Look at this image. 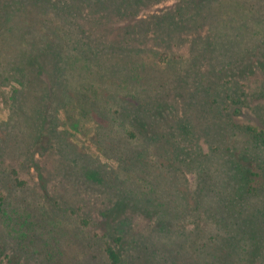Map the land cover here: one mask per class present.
Here are the masks:
<instances>
[{
    "label": "rangeland",
    "instance_id": "obj_1",
    "mask_svg": "<svg viewBox=\"0 0 264 264\" xmlns=\"http://www.w3.org/2000/svg\"><path fill=\"white\" fill-rule=\"evenodd\" d=\"M50 1L47 6L43 0H0V145H4L7 151L9 148L14 150L13 156L5 154L0 157V191L7 199L6 209L16 219L17 227L19 228L20 223L28 221V231L30 223L33 224L28 231V239L20 244L16 233H13V236L17 240L7 238L4 224L6 220L0 214V264H109L105 251L107 238H104L108 226L107 222L102 220L103 210L99 201V198L105 195L102 193L105 189L99 184L95 185L92 179H87L84 175L87 182L80 172L73 170L65 173L66 177L68 176L67 181H71L68 187L71 190H56V173L65 171L64 165H61L65 159L59 158L57 163H52L49 156L43 153L49 146L47 138L37 142L36 148L41 153L36 156L42 165L52 167L53 173H47L48 178L46 176L45 180H42L39 169L29 160L27 148H30V135L25 133L22 127L24 115L35 117L36 107L33 109V102L37 99L39 102L43 98V104L46 103L50 109L47 112L50 119L48 118L46 127L49 130H57V140L68 147L71 158H80L78 169L87 175L84 167H99L102 173L111 174L114 179L110 182L113 186L111 194L120 193L117 189H121V192L127 194L135 192L136 196L138 191H144L150 196L154 194L150 191L154 188L159 193L158 196L155 195L159 203L165 202L169 209L176 210L181 207V202L173 191L172 180L168 179L171 178V173L175 175V172L170 167L166 168V164L160 167L161 162L176 161L172 160L174 156L171 146L167 143L168 137L161 143L150 145V158L158 160L155 170L144 173L139 166L122 165L119 157L126 155L122 153H130L129 155L133 156V150H141L142 142L139 138L126 139V134L131 132L129 129L133 130L138 126L131 120L123 126L119 120L120 115L130 113L128 119L139 118V121H135L139 124L142 117H152L149 113L158 104L157 101H164L172 107L170 111L166 110L162 117L163 126H156L159 132H168L170 125H175L179 119L188 116L201 133V128L212 124L213 116L209 121L211 114L207 113L205 107L208 106L210 111L216 112L214 114H222L219 122L222 121L226 125L229 123L230 129L226 126L225 131H221L218 137L220 140L225 134L226 141L236 137L237 127L257 123L264 126V94L258 93L255 87L264 82V74L262 76V73L258 72L256 77L251 76L255 68L258 71V66L262 62L264 64V57L258 56L259 51L261 52L259 44L264 43V0H187V4L185 0H154V4L149 0H141L142 8L135 16L130 12H122L123 8L117 9L114 6V2L122 5L126 0H87L86 3L85 0ZM79 3H84L83 12H76L73 16L74 22L69 19L73 22L71 24L60 14V10L52 6L69 4L78 7ZM180 7L185 9L184 15L180 14ZM172 14L173 18H170ZM157 16L169 18L164 23L166 26H156L154 17ZM170 19H174L178 25V28H171L174 40L162 42L158 27L169 30ZM153 20L155 27L147 31L146 23ZM70 27L72 30H84L82 38H85L88 44L92 43L93 47L106 43L105 46H113L112 49L117 53H109L115 58L103 57L100 66L92 53H89L93 67L91 66L90 70L79 69V63L75 70L71 68L69 72L76 78V82L69 79L65 90L57 88V95L54 94L52 99L45 100L44 87L41 89L40 86L48 80L49 73L57 72L59 57H50L41 49L51 43L53 47L62 46L68 54L80 53L69 45L68 37L64 33ZM128 30L138 42L147 37L148 45L133 42L132 45L140 51L130 53L125 42ZM110 36L114 38L115 43L108 44L107 37ZM100 47L106 50L104 46ZM199 55H202L201 60L198 59ZM240 56L251 60V73H233L232 64L234 61L239 62ZM34 59H37L39 67L30 65ZM39 60L44 65L45 61L49 63L48 73L39 75L43 70ZM197 60L199 65L193 70L192 64H196ZM141 63H146L147 69L138 71L137 77L132 79V70L137 67L136 64ZM117 64L127 71L120 69L115 76L105 74V67L114 68ZM32 69L36 71L34 75L39 79L32 78V82L26 84L27 73ZM24 70L27 71L26 76H23ZM126 79L130 82L126 83ZM250 79L253 80L251 86ZM82 83L90 84L89 91L99 93L104 101V104L94 103L91 112L87 114L82 113L77 104L80 91H84ZM237 85L249 94V98L237 106L242 105L241 113L227 112L223 108V99L227 93L225 89L228 86L236 88ZM65 91L74 99L70 100ZM110 94L117 97L111 98ZM133 94L139 99H134ZM13 96L16 97L14 100ZM250 100L252 105L258 108L254 110L249 107L247 102ZM36 116L38 117V114ZM68 141L71 143L69 146L65 144H68ZM199 143L202 146V155L210 152V145L203 136L200 137ZM101 145L106 148V152L101 150ZM163 153L170 155L162 158L160 155ZM59 154L64 156L63 150H60ZM54 157L58 158L56 155ZM73 166L75 167V164ZM201 170L202 168H198L187 173L189 182H186L185 174L182 173L175 179L179 181L178 188L181 192H190L188 195L191 203H188L191 210L196 206L191 193L202 182ZM160 171L163 173L162 177L159 176ZM211 172L215 175L214 183H225V173L218 171L217 166L212 167ZM50 177L55 181L47 182ZM108 179L110 177L106 183H109ZM259 179L256 178L258 181ZM84 180L91 187H88ZM77 182L80 183L79 186ZM259 184L261 183L257 182V185ZM95 186L99 190L94 188ZM255 195L257 193L253 192L250 199L254 204L259 202ZM137 197L139 198V193ZM132 215L136 224L133 232L128 233V239L140 234L141 239L147 237L146 245L149 246L136 251L139 257L136 259L137 264H213L206 259L207 252L213 254L215 251H212L211 246L221 242L225 244L228 237L227 231H217L215 227L216 237L213 236L211 221L206 217L201 219L197 213L175 218L174 234L165 236L149 232L155 220L151 222L139 213ZM213 237L214 241L211 242ZM24 244L27 245L28 251H18ZM124 245L125 242L120 246ZM49 249L52 251H48ZM244 249L245 247L241 250ZM241 253L243 252L240 251L239 255ZM239 262L240 257L231 255L229 262L224 264H240ZM254 262L262 264L258 259Z\"/></svg>",
    "mask_w": 264,
    "mask_h": 264
},
{
    "label": "trees",
    "instance_id": "obj_2",
    "mask_svg": "<svg viewBox=\"0 0 264 264\" xmlns=\"http://www.w3.org/2000/svg\"><path fill=\"white\" fill-rule=\"evenodd\" d=\"M43 1H46L47 6L51 3L50 0ZM88 1L85 0L84 3ZM149 1L151 4H154L156 3V1L158 2L160 0H156L155 2L154 0ZM89 2H92V0ZM184 2H186L187 4V0H185ZM84 3H79L78 7L69 4L62 5L61 7H57V5L55 4H52V6L56 10H60V14H62L66 21L71 24L74 22L73 16L76 14V12H83L82 7ZM140 3L141 0H126L125 3L122 5L120 3L116 4L114 2V6L117 9L123 8L122 12H130L132 16H135L138 11L142 8V5ZM183 6H185V4ZM179 11L181 15H184L185 9H182L180 7ZM169 17L173 18V14ZM154 18H156L154 19L156 21V26H166L164 25V23L166 20L169 19L167 16H157ZM69 19H71L73 22H71V20ZM154 20L150 23H146V25H148L147 31H149L150 28L155 27L153 26L155 25L153 24ZM170 21L171 22L169 23L172 26L168 25L169 30H163L161 27H158V35H162L160 36V40L162 42L174 40V37H172L173 31H171V28H178V25H176L174 19H170ZM199 22H197V24ZM83 32L84 30H72L71 27L64 32L68 37L69 45L75 50L80 51V53L78 54H68L65 52L62 46L53 47L51 43H47L46 47L41 49L42 51H44L43 53L50 55V57H59V65L57 67V72L54 69V74L49 73L50 77H48V80L45 81L44 84L42 83L40 86L41 89L44 87L45 100L52 99L53 95L56 94L57 88H63L65 90L67 88V83L70 81L69 79H73L76 82V78L72 76L69 71L72 69L75 70L76 66L79 63V69L84 68L86 70H90V67H93V63H91L92 57H89V53H92V55L95 57V60L99 62V66L100 61L103 57L106 56L107 58H115L113 55H109L111 51H113L115 55L117 53L112 49L113 46L111 48L110 46H105L107 45L106 43H102L100 46H104L106 50H104L100 46L93 47L92 43L88 44L87 40L85 38H82L81 34ZM165 37H168V39L166 40ZM107 41L109 42H107L108 44L115 43L114 38L111 36L107 37ZM121 42H123V40ZM125 42L130 50V53H132L133 51L139 52V48H135L132 45L133 42L147 46L148 38L146 37L145 39L141 40V42H138L136 37L133 36L132 33L128 30L127 35H125ZM259 46L261 52L258 50L257 47V50L259 51L258 56L263 58L264 43H260ZM121 47L122 44L120 48ZM137 47H139V45ZM201 58L202 55H199L198 59L201 60ZM36 60L37 59H34L30 63V65L38 66ZM45 63L46 64L44 65L39 60V64L43 67V70L39 72V75H41L43 72H49L50 65L46 61ZM69 63L71 65H68ZM192 65L194 70L195 66L199 65L198 60L196 61V64ZM232 66H234V68H231L232 71L234 70L233 73L237 72V74H240L245 71L250 72L252 63L249 58H241L240 56L239 62L234 61ZM110 67L113 68V66ZM110 67H105V74L108 76L117 75L120 69L127 71L126 68L120 66L119 64L115 65L113 69H111ZM135 67L136 68H134L131 73L132 79H134V77H137L138 71L146 70L147 64H136ZM258 69L260 70L256 71L255 68L252 73L250 72L251 76L256 77L257 75H259L258 72H260V74L262 73L261 75L263 76V62L260 66H258ZM26 73L27 71L23 73V76H26ZM34 73H36V71L33 69L32 71H29L27 73L28 81L26 82V84L31 83L32 78L35 80L39 79V77L37 75H34ZM128 81L129 80L126 79V83ZM252 81L253 80L250 79V86L252 85ZM22 83L24 84L23 81ZM81 85L84 91H80V99L78 100L77 104L80 107L82 113H90L94 106V103L97 105L104 104L102 95L94 91H89L88 86H90V84L86 85L82 83ZM255 87L258 93L261 92L262 94H264V82ZM232 88L234 87L228 86L225 89L227 93L226 97H224L223 99V108L227 112L241 113L242 105L239 107L237 106L239 104H243L246 100H248L249 94L242 91L239 85H237L234 89ZM65 94H68V98L70 100L74 99V97L71 96L68 91H65ZM109 97L116 98L117 96L114 94H110ZM132 97L134 99H139L136 94H133ZM15 98L16 97L13 96V100ZM157 103L158 104L155 106V108L153 107V111H150L149 113L152 114L151 118L145 116L140 119V122L142 124L140 122L139 124L135 122L137 120L139 121L138 115L136 116L138 119L134 117L128 119L127 116L130 113H126V115H120V119L118 117L122 125L131 120L134 121L133 123H136L138 126L134 127L133 130L129 129L131 130V132H128V134H126V139L139 138L142 142V145L140 146V151L133 150V156L129 155L130 153L127 154L124 152L122 154L126 155H121L119 157V161L122 163V165H126L128 167L132 165L139 166L141 171L144 173H147L151 170H155V164L158 162V160L150 158V150L152 149L150 145L154 146L157 142L161 143L163 139L168 137L167 143L171 146L172 155L174 156L172 160H176L174 161V163L177 164H174L172 161L167 160V163H165V161L161 162L160 167L165 166L166 164V168L170 167L171 170L173 169L172 171L175 172V175L171 173V178L168 179L172 180L171 183L173 186L172 188H174L173 191L174 193H176L177 199H180L181 203H179V205L182 208L179 206L180 208H177L176 210H171L168 208L165 202L159 203L157 197H155V195L158 196L159 193L154 188L150 190L152 193H154L150 196L147 192L138 191L139 198L137 197L138 193L137 196L135 192L127 194L124 191L121 192V189H117V191H120V193L111 194V191H113L111 190V188L113 186H111L110 182L114 181V179L111 174L102 173L99 167H84V170L86 171L87 175L84 174L80 169H78V166H80V164L78 163L80 158H71L70 150L68 149V147H66L64 143L62 144L57 140V130H49L46 127L50 119L47 112L50 111V109L46 103L43 104V98H41L39 102L38 99L33 102V109L36 107L35 117L30 118L29 115H24L25 123L23 122L22 127L25 133L30 135V148H27V151L29 152V160L33 161L34 167H37L39 169L40 178L42 180H45L47 173H53V168L49 167V165L47 164L42 165L40 162H38L36 156L37 153H41L40 150L36 148L37 142L42 140L43 138H47L49 146L44 149L43 153L49 156V159L52 161V163H57L59 161V158L65 159L63 164H61L62 166L64 165L65 171H58L56 173L57 178L54 176L56 180V185H53L55 186L56 190H71L68 189V187L71 185V181L70 179L67 181L68 176L66 177L65 173H67V171L69 172L73 170L77 173L80 172V174H82L83 176H87V179H92L95 185L99 184L100 187H103L105 189V192H102L105 193V195H102L99 198V201L100 207L103 210L101 213L102 220L104 222H107L108 226V229H105L106 235L104 236V238H107L105 251L107 253V259H109V264H137L136 259L138 257V253L136 251H141L142 249L147 248L148 245H146L145 240L146 236L141 239V236L139 234L138 236H132V238L128 239V233L130 231L132 233L135 229L136 223L133 217L134 215H132L135 213H139V215H142L144 218L148 219L151 222L155 220L156 222H153V226H150L151 229H149V232L153 231L157 234H162V236L169 235L171 233L174 234L175 218H183V216L185 215L197 213L201 219L206 217L208 221H211V234L213 236H215L214 227L217 231H227L228 235V237L225 239V244L221 242L215 245L213 244L211 246L212 251L215 252H212L213 254L207 252L206 259L208 261H211L213 264H224V262L228 263L229 257L233 255L234 257H240V264H255V259H258L260 262H262V264H264V189H261L264 188V126L257 123L256 125L250 124L245 125L244 127H237L238 134L235 135L236 137H232L231 140L226 141V135L223 133V138L218 140L220 132H224L226 126L230 129V125L229 123H227V125L226 123L223 124L222 121L219 122V118L222 117V114H214L216 113L215 111H210L209 107L205 106L207 113L211 114L208 117L209 121L211 120V116H213V118L211 121L212 124H210V126L203 127L200 129L201 133H199L197 125L193 124L192 121L189 120L190 117L188 116L179 119L175 125H170V130L168 132H159L156 129V126L158 124H163L164 120L162 117H164L166 110L170 111V108L172 106L170 105V103H166L164 101H157ZM247 104L254 110L255 108H258L252 105L251 100L248 101ZM123 108H127V106H123ZM172 109H174V107ZM127 111L128 109H126V112ZM220 112L221 111H219V113ZM212 113L214 115H212ZM37 114L38 117L36 116ZM118 114H120V112H118ZM174 114H176V111H174ZM201 136H203L210 145L211 150L210 152L206 153V155H202V146L199 143ZM65 144L68 146L71 145L69 141L68 144L66 142ZM62 147L63 149H61ZM100 148L101 150L106 152V148L104 146L101 145ZM60 150H63L64 156L62 154H59ZM126 152L128 151L126 150ZM5 154L7 156H13L14 150L9 148L7 151L4 145H0V157L5 156ZM54 155H56L58 158H55ZM168 155H170V153H163L160 156L163 158ZM74 164L75 167L73 166ZM214 166H217L218 171L225 173L226 181L223 185H220L219 182L214 183L215 175L213 172H211V168ZM198 168H202V170L200 171V179L202 182L201 184H198L197 189L194 188V190H192L191 197L196 201V206H194V209L191 210L189 206V203L191 202L189 201L188 195L190 194V192H181L178 188L179 181L175 179L177 178V176H179L178 174L182 173L185 174L186 182H189V176L187 175V173H189L191 170H198ZM160 170L163 173H166L165 171H163L162 168H160ZM43 171H45L46 173L44 174ZM161 171L159 173L160 177L163 176V173ZM85 176L84 179L88 182ZM108 177H110V179H108L109 183H106L105 181H107ZM255 177L260 178L259 181L256 180ZM46 178H48V176ZM117 179H119V176H117ZM55 180L50 177L47 182ZM257 182L261 184L257 185ZM132 183L134 182L132 181ZM22 184L25 185L24 182H22ZM79 184L80 183L77 182V186H79ZM85 184L88 187H91V185L87 184L86 182ZM94 188L97 187L95 186ZM93 190L97 191L96 189ZM155 192H157V194H155ZM253 192L257 193V195L255 196L259 200V202L256 204H254V202H250V199H252L251 194ZM83 200L85 199L83 198ZM6 205L7 199L5 195H3V193L0 191V214L6 220L4 224L8 233L7 238L12 237L16 239L13 236V233H16L18 235V242L22 244L21 241L28 239V231L31 230L33 224L30 223V225L28 226V231V221H26L25 223H20V226L18 228V223H16V219L12 216V214L9 213V210L6 209ZM57 205L58 207H61L60 204ZM82 208L83 206H81V210ZM13 212H15V210ZM201 215H203V217H201ZM213 241L214 237L211 239V242ZM123 242H125V245L124 247H121L120 245ZM244 247L245 249L241 250ZM27 249V245L24 244L21 250H17L28 251ZM239 250L243 252L240 255ZM48 251L52 250L49 249ZM128 254H131V256L129 257ZM8 257L10 256L8 255ZM9 261L12 263L11 259H9Z\"/></svg>",
    "mask_w": 264,
    "mask_h": 264
}]
</instances>
